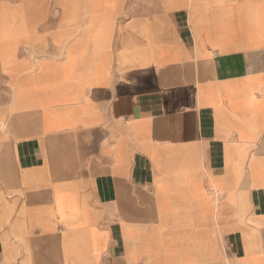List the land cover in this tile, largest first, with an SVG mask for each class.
I'll return each mask as SVG.
<instances>
[{
  "label": "crops",
  "instance_id": "obj_1",
  "mask_svg": "<svg viewBox=\"0 0 264 264\" xmlns=\"http://www.w3.org/2000/svg\"><path fill=\"white\" fill-rule=\"evenodd\" d=\"M0 264H264V0H0Z\"/></svg>",
  "mask_w": 264,
  "mask_h": 264
}]
</instances>
